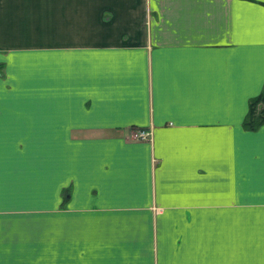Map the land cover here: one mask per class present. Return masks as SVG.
I'll return each mask as SVG.
<instances>
[{
	"label": "crops",
	"instance_id": "1",
	"mask_svg": "<svg viewBox=\"0 0 264 264\" xmlns=\"http://www.w3.org/2000/svg\"><path fill=\"white\" fill-rule=\"evenodd\" d=\"M262 91L264 0H0V264H264Z\"/></svg>",
	"mask_w": 264,
	"mask_h": 264
},
{
	"label": "trees",
	"instance_id": "2",
	"mask_svg": "<svg viewBox=\"0 0 264 264\" xmlns=\"http://www.w3.org/2000/svg\"><path fill=\"white\" fill-rule=\"evenodd\" d=\"M264 124V91L251 98L241 126L244 130H256Z\"/></svg>",
	"mask_w": 264,
	"mask_h": 264
},
{
	"label": "built area",
	"instance_id": "3",
	"mask_svg": "<svg viewBox=\"0 0 264 264\" xmlns=\"http://www.w3.org/2000/svg\"><path fill=\"white\" fill-rule=\"evenodd\" d=\"M132 136L135 139H144L145 137L148 136V132L145 130H137V131L132 133Z\"/></svg>",
	"mask_w": 264,
	"mask_h": 264
},
{
	"label": "rangeland",
	"instance_id": "4",
	"mask_svg": "<svg viewBox=\"0 0 264 264\" xmlns=\"http://www.w3.org/2000/svg\"><path fill=\"white\" fill-rule=\"evenodd\" d=\"M133 139H135L133 136H132ZM148 137H145L144 139H135V140H146ZM150 210L152 213L154 214H157L160 212V207H157V206H151L150 207Z\"/></svg>",
	"mask_w": 264,
	"mask_h": 264
}]
</instances>
